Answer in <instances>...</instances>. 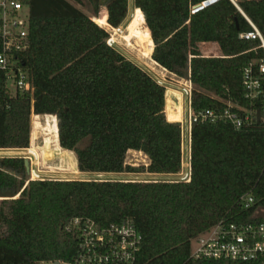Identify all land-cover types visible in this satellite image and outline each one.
Here are the masks:
<instances>
[{
  "label": "trees",
  "instance_id": "obj_1",
  "mask_svg": "<svg viewBox=\"0 0 264 264\" xmlns=\"http://www.w3.org/2000/svg\"><path fill=\"white\" fill-rule=\"evenodd\" d=\"M71 1L81 3L26 0L30 48L23 64L33 101L30 94L0 95V152L29 148L32 116V136L47 132L54 158L68 160L74 172L178 174L182 126L165 117V87L130 60L115 62L108 32L92 20L103 6L98 20L119 27L128 0H85L93 17ZM203 1L134 0L124 40L130 45L141 37L140 52L177 77L190 72L194 111L221 110L230 100L262 112L260 103L244 99L242 73L257 45L238 38L248 24L228 0L191 14ZM238 5L264 36V0ZM140 23L149 36L137 29ZM184 138L189 145L188 130ZM29 152L37 156L34 166L46 162L42 147ZM128 152L143 153L149 164L127 165ZM190 170L188 183L28 181L22 158H0V264L72 262L77 239L68 226L76 218L102 227L131 219L142 237L137 264H189L193 237L222 219L252 221L264 209V124H193ZM244 196L253 198L248 209L241 207Z\"/></svg>",
  "mask_w": 264,
  "mask_h": 264
},
{
  "label": "built area",
  "instance_id": "obj_2",
  "mask_svg": "<svg viewBox=\"0 0 264 264\" xmlns=\"http://www.w3.org/2000/svg\"><path fill=\"white\" fill-rule=\"evenodd\" d=\"M222 0H205L190 9L191 14L210 7ZM240 13L249 26L238 38L244 41L257 42L253 52L256 57L247 64L242 73L244 99L251 105L260 103L261 123L264 124V36L255 23L240 9L239 0H228ZM254 1V0H247ZM106 44L115 50L117 38L124 34V28L107 26ZM30 48V11L26 0H0V95L15 98L30 94L33 101L34 89L30 73L23 64V55ZM179 94L186 102V127L190 133L195 123H224L240 129L256 120L258 110L245 109L230 100L224 101L221 110L203 109L194 111L191 108L193 85L190 72L182 77ZM159 85L162 82L155 80ZM31 148V147H30ZM27 148L22 159L29 161L28 181H63L49 178L33 165L37 160L34 153ZM28 151V152H27ZM178 181L188 183L191 179L190 160L186 171L178 176ZM242 209L253 204L251 196L241 198ZM254 216L248 222H230L226 219L193 237L190 240L189 264H264V220ZM76 235L77 244L72 262H40L38 264H137L142 237L131 219L120 223L99 226L91 220L76 218L68 226Z\"/></svg>",
  "mask_w": 264,
  "mask_h": 264
},
{
  "label": "rangeland",
  "instance_id": "obj_3",
  "mask_svg": "<svg viewBox=\"0 0 264 264\" xmlns=\"http://www.w3.org/2000/svg\"><path fill=\"white\" fill-rule=\"evenodd\" d=\"M104 3L106 0H101ZM72 2V1H71ZM78 9L84 12L88 16H92V10L89 4L85 0H81V3L72 2ZM134 10L131 0H128V14L124 22L121 26L124 28L125 35L128 34L126 31L127 25L130 22V14ZM106 9L102 6L98 18H101L105 13ZM98 18H94L92 20L96 21L98 24L103 25L101 20ZM137 27V26H136ZM104 28H108L104 26ZM139 31L142 32L144 37L149 36L148 29L146 24L140 23L137 27ZM118 45L115 46V52L117 57L115 58V62L119 61L120 57H123L127 60H130L138 67L146 71L154 80H159L162 82L164 86L171 91L169 93V97H165V115L169 116V119L176 120L174 122H179L182 126V152H183V164L186 166L188 162V155L190 148L188 147V142L185 135V127L187 122V108L186 102L182 99L181 95L179 94V84L183 79L182 77L176 78L175 76L168 75L163 70L158 68L154 62L149 60L147 57L142 54L141 51V37H137V39L132 38L129 42L125 41L123 38L117 39ZM150 68L158 69L159 72L154 73L153 70L148 71ZM152 72V73H151ZM158 77H156V75ZM177 94V95H176ZM168 118V117H167ZM42 119V117H41ZM57 119V118H56ZM32 116H31V138H30V147L32 145L42 147L46 162L42 161L38 164L37 168L39 171L42 172L43 175L59 179L63 181H71V180H102V181H109V180H116V181H139V182H150V181H175L178 180L179 177H152L148 175V173H122V174H109V175H100V174H83L79 171L74 172L71 170L70 162L67 160L66 162L60 163L59 160L54 158V150L52 144H49L47 139L50 136H46L47 132L42 130H35L34 136H32L33 128H32ZM43 121V120H41ZM44 122V121H43ZM26 151H14V152H0V158L3 157H18L24 156ZM79 154L74 155V158L77 157ZM126 163L129 166L133 167H140V166H147L149 164L148 158L141 152H128L126 156ZM187 168H182L181 172L186 171ZM264 209H259L255 216H263Z\"/></svg>",
  "mask_w": 264,
  "mask_h": 264
},
{
  "label": "crops",
  "instance_id": "obj_4",
  "mask_svg": "<svg viewBox=\"0 0 264 264\" xmlns=\"http://www.w3.org/2000/svg\"><path fill=\"white\" fill-rule=\"evenodd\" d=\"M131 2H132V5H133V8L134 9H136L135 8V6H134V0H131ZM98 25V24H97ZM104 26H106V24L103 22V25H101L100 27H104ZM158 68H160V66H157ZM161 70H163L162 68H160ZM150 70H153V72L154 73H157V72H159L158 71V69H154V68H150L148 71H150ZM165 73H167L168 75H171V76H175L174 74H171V73H169V72H167V71H165V70H163ZM152 73V72H151ZM156 75V74H155ZM156 77H158L157 75H156ZM176 78H179V77H177V76H175ZM154 79V78H153ZM164 86V85H163ZM165 87V92H166V87L167 86H164ZM165 117H166V119H167V121H169V122H174V121H176V120H172V119H169V116H166L165 115ZM168 117V118H167ZM189 148H190V133H189ZM17 150H19V149H17ZM181 172V171H180ZM180 172L178 173V174H174V175H159V174H149L148 173V175H150V176H154V177H178L179 175H180ZM83 174H91V173H83ZM100 175H103V174H100ZM105 175H109V174H105Z\"/></svg>",
  "mask_w": 264,
  "mask_h": 264
},
{
  "label": "water",
  "instance_id": "obj_5",
  "mask_svg": "<svg viewBox=\"0 0 264 264\" xmlns=\"http://www.w3.org/2000/svg\"><path fill=\"white\" fill-rule=\"evenodd\" d=\"M256 120H257V123L261 122V114H260L259 110L256 113ZM23 160H24L25 173L28 176L29 175V170H30L29 161L27 159H23ZM6 172L9 173V174H14V172L11 169H7ZM98 181H102V180H98ZM55 264H59V262H56Z\"/></svg>",
  "mask_w": 264,
  "mask_h": 264
},
{
  "label": "bare ground",
  "instance_id": "obj_6",
  "mask_svg": "<svg viewBox=\"0 0 264 264\" xmlns=\"http://www.w3.org/2000/svg\"><path fill=\"white\" fill-rule=\"evenodd\" d=\"M132 16V15H131ZM107 26V25H106ZM127 27H128V25H127ZM102 28H104V27H102ZM126 30H127V28H126ZM124 35H125V33L123 34V35H121V38H123L124 39ZM120 38V37H119ZM118 39V38H117ZM171 91L166 87V92H165V97H169V93H170ZM177 95V94H176ZM187 130V129H186ZM189 160H190V150H189V155H188V162H187V164H186V166L183 164L182 165V168H188V166H189Z\"/></svg>",
  "mask_w": 264,
  "mask_h": 264
}]
</instances>
